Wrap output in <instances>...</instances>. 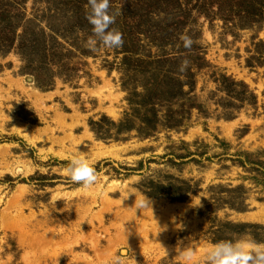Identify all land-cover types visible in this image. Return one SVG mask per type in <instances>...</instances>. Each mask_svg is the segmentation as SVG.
<instances>
[{"label":"rangeland","instance_id":"374dc122","mask_svg":"<svg viewBox=\"0 0 264 264\" xmlns=\"http://www.w3.org/2000/svg\"><path fill=\"white\" fill-rule=\"evenodd\" d=\"M253 1L110 0L123 43L93 53L87 0H0V264H205L215 242H264ZM76 151L88 188L63 171Z\"/></svg>","mask_w":264,"mask_h":264},{"label":"clouds","instance_id":"9594fccd","mask_svg":"<svg viewBox=\"0 0 264 264\" xmlns=\"http://www.w3.org/2000/svg\"><path fill=\"white\" fill-rule=\"evenodd\" d=\"M110 0H87L85 19L90 24L92 35L87 37L83 46L95 53L99 48H119L122 43V34L119 30L110 27L115 23V14L110 13ZM185 49H191L192 38L187 34H180ZM188 61L183 60L179 66L181 72L187 67ZM69 180L84 188H88L97 182V174L90 160L79 151L71 152L68 157V165L63 170ZM135 195L134 206L136 210H142L151 206L148 197L137 198ZM128 194V195H129ZM185 261H191L192 251L184 250ZM205 264H264V242H257L247 235L221 240L206 246L203 252ZM108 264H123L119 254L113 255Z\"/></svg>","mask_w":264,"mask_h":264},{"label":"trees","instance_id":"16d2710c","mask_svg":"<svg viewBox=\"0 0 264 264\" xmlns=\"http://www.w3.org/2000/svg\"><path fill=\"white\" fill-rule=\"evenodd\" d=\"M257 2H256V0H254L252 3H250V7H251V10H248V11H252V10H255L256 8H257ZM7 41V40H6ZM156 82H158V80H155V83ZM240 155H246V157H248V156H251V155H247V153H242V154H240ZM245 163V162H244ZM257 164H259L258 163V161L256 162ZM262 168L264 169V162H262ZM261 172H262V169H261ZM264 175V174H263Z\"/></svg>","mask_w":264,"mask_h":264},{"label":"bare ground","instance_id":"6f19581e","mask_svg":"<svg viewBox=\"0 0 264 264\" xmlns=\"http://www.w3.org/2000/svg\"><path fill=\"white\" fill-rule=\"evenodd\" d=\"M109 152V151H108Z\"/></svg>","mask_w":264,"mask_h":264}]
</instances>
